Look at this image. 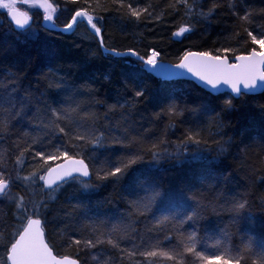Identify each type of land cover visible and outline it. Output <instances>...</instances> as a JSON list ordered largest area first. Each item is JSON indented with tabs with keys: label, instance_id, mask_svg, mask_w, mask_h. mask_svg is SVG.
I'll return each instance as SVG.
<instances>
[{
	"label": "trees",
	"instance_id": "obj_1",
	"mask_svg": "<svg viewBox=\"0 0 264 264\" xmlns=\"http://www.w3.org/2000/svg\"><path fill=\"white\" fill-rule=\"evenodd\" d=\"M49 2L57 26L82 7L101 18L108 51L147 59L155 50L171 64L188 51L233 60L260 50L247 31L264 34V0ZM7 14L0 10V173L10 180L0 198V264H9L23 207L41 219L55 255L80 264H205L187 248L196 243L202 253L199 243L219 238L248 253L241 264H264V93L215 97L191 82H163L135 59L104 53L83 22L75 34L50 32L35 11L16 31ZM181 26L191 31L178 39ZM57 124L84 139L65 136ZM63 151L86 162L91 188L74 179L44 189L38 176L65 160ZM132 157L118 177L101 178ZM151 250L155 257L140 255Z\"/></svg>",
	"mask_w": 264,
	"mask_h": 264
},
{
	"label": "snow or ice",
	"instance_id": "obj_2",
	"mask_svg": "<svg viewBox=\"0 0 264 264\" xmlns=\"http://www.w3.org/2000/svg\"><path fill=\"white\" fill-rule=\"evenodd\" d=\"M24 2L28 3L29 0H24ZM87 2L88 0H85V3ZM16 5L17 0H0V9L7 10L11 21H14L20 29H24L25 26L28 25L30 17L27 11H20ZM30 7L42 9L44 12V22L46 24L51 23L54 25V14L57 11V6H54L49 0H30ZM128 7L131 9L132 5L129 4ZM146 10L147 9H145V11ZM131 15L139 18L140 12L138 10H132ZM100 19L101 18H94L88 10L81 7L73 11V14L70 16L68 22L64 25L61 31L72 32L75 34L78 24L86 22L90 27L92 35L103 48V26L100 24ZM243 19L247 20L248 17L245 16ZM190 31L191 29L189 27L181 26L178 31L173 33V35L176 38H180L184 37L185 34ZM247 36L251 38L252 44L259 46L260 50L252 49L247 55L237 54L234 56L233 62H229L226 55H213L211 52L197 51L186 52L181 57L180 62L174 66L166 65L163 61L158 63L157 58L159 53L155 50L151 52V56L147 59L136 51H129L128 53L113 51L110 54L115 56H133L144 66L145 71L154 73L158 77L186 76L191 74L195 80L202 82L205 87H210L217 92L221 91V85H227L236 97H240L246 93L254 92L261 85H264V34L258 33L254 35L252 31H247ZM104 51H108V49L104 48ZM219 51L227 53L230 50L221 49ZM105 79H107V77H105ZM137 95H143V90L138 91ZM69 99H71V97L65 98L64 102H68ZM72 103L76 105L72 108V111L75 112L77 108H79V104L74 99H72ZM231 103V100L227 101L229 106H231ZM13 107H15V105H13ZM51 111L53 115H56V109H51ZM63 111L66 112L68 110L63 109ZM19 114V111L14 112L13 116ZM57 119H59V116H57ZM56 127L59 132L64 133L65 136H70L74 139H84L82 135L74 133L71 128L66 131L64 127H59L58 124ZM189 139L195 143L200 142L195 136H191ZM35 155L41 160L45 159V156L39 151L36 152ZM61 156L68 161L67 164L58 166L63 169L62 171L53 177V173H55L57 169L52 168L47 172V175L38 176V179L44 182V187L51 189L53 188V185L58 184V182H67L69 179H74V173L79 174L82 177H88L90 175L88 165L85 164L83 159H73L72 157H69L67 151H63ZM57 158L59 157L52 155L47 157L48 160ZM159 158H170V154H164ZM136 159H138V157H132L126 162L115 165L114 170L109 171L107 176L101 178L106 179L108 176L118 177L122 171L127 168L128 164L135 163ZM35 175L36 174L33 173V176ZM25 179H31V177H25ZM9 185L10 180L5 179L3 174L0 173V196L7 195L6 190L9 189ZM82 187L88 189L92 187V184L85 181L82 182ZM243 206V204L240 205V207ZM192 211L193 215L187 216V220L189 221L193 220L194 216L197 215L196 209H193ZM34 214L39 216L40 213L38 210H34ZM191 238L194 239V236ZM73 242L76 245L81 244L80 239H75ZM97 242L99 243L102 241ZM84 243L88 247L95 246L92 240H86ZM108 243L112 244L113 247H118V245L114 244L112 240H109ZM187 251L194 252L200 260L205 261V264H232L231 259L225 258V256L218 254L215 256H209L196 252L194 244L187 248ZM225 251L227 253V249ZM160 254L169 255L164 252H161ZM140 255L155 257L157 251H142ZM169 258L171 257L169 256ZM6 260L10 262V264H77L76 260L69 259L67 256L57 258V256L53 254L52 248L45 241L44 232L41 228V219L31 218V215L28 214L27 207H23L22 224L10 242V246L7 249Z\"/></svg>",
	"mask_w": 264,
	"mask_h": 264
},
{
	"label": "water",
	"instance_id": "obj_3",
	"mask_svg": "<svg viewBox=\"0 0 264 264\" xmlns=\"http://www.w3.org/2000/svg\"><path fill=\"white\" fill-rule=\"evenodd\" d=\"M29 1H30V0H29ZM38 9H39V8H38ZM39 11L44 15V12H43L42 9H39ZM7 16H8V19L10 20V22H11L13 28H14L16 31H21V30H23V29H20V28L15 24L14 21H11V18H10V16H9V14H7ZM29 23H30V21H29ZM29 23H28V25H29ZM83 23L87 26L88 30L91 32L90 27L86 24V22H83ZM28 25H26L25 28H27ZM25 28H24V29H25ZM42 28L45 29V30H47V31L55 32V33H62V34H71V33H72V32H63V31H61V29H62L63 27L57 26L55 23H54V25L51 24V23L46 24V23L44 22L43 19H42ZM178 39H179V38H178ZM100 47H101V46H100ZM101 49H102V51H103L104 53H106V54H108V55H111L110 53L113 52V51H104V47H103V48L101 47ZM124 53H128V52H124ZM246 55H247V54H246ZM111 56L116 57V58L130 57V58L136 60L135 57L130 56V55H123V56H115V55H111ZM228 60H229V62H233L234 59L231 60V59L228 58ZM159 62H160V60H158V63H159ZM179 62H180V61H179ZM179 62H178V63H179ZM164 63H165L166 65H170V66H174V65H175V64L166 63V62H164ZM143 68H144V66H143ZM146 72H147L149 75H151L152 77H154L155 79H158V80L163 81V82H174V81H187V82H191V83H193L194 85H196L199 89H201V90H203L204 92H206V93H208V94H210V95H212V96H215V97H216V96H220V95H229V96H231V97H233V98H235V99H239V98L241 97V96H240V97H236L235 94L232 93L231 89H230L227 85H221V91H219V92H217V91L211 89L210 87H205V85H204L202 82H199V81L195 80V79L191 76V74H188V75H186V76L158 77V76H156L154 73H151V72H148V71H146ZM263 93H264V85H261L256 91L246 93V94H244V95H242V96H259V95H262ZM73 159H80V158H73ZM84 162H85V161H84ZM67 163H68V161L65 159V160H63L62 162H60V163L54 165L53 167H51L50 169H52V168H56V169H57V171H56L55 173H53V177H55L60 171L63 170L62 168H60V167H58V166H59V165H65V164H67ZM85 164H86V162H85ZM50 169H49V170H50ZM49 170H48V171H49ZM88 170H89V173H90V175H89L88 177H82V176H80L79 174H75V173H74V179H83V180L89 181V180L91 179V172H90L89 167H88ZM48 171H47V172H48ZM47 172H46L45 175H47ZM74 179H69V180H67V182H63V181H61V182H58V184L53 185V188H51V189L46 188V187H44V189L47 190V191H53V190L57 189L58 187H60V186H62V185H64V184H66V183H68V182H70V181H72V180H74ZM43 186H44V182H43ZM9 187H10V186H9ZM6 191H8V190H6ZM1 197H3V196H0V198H1ZM41 228H42V230H43V232H44L42 221H41ZM44 238H45V241H46V243H47V240H46V237H45V232H44ZM53 254L55 255L54 251H53ZM56 256H57V255H56ZM57 258H61V256H57ZM68 258H69V259H72V260H76V261H77V264H80V262H79L77 259L72 258V257H68ZM9 264H10V262H9Z\"/></svg>",
	"mask_w": 264,
	"mask_h": 264
},
{
	"label": "rangeland",
	"instance_id": "obj_4",
	"mask_svg": "<svg viewBox=\"0 0 264 264\" xmlns=\"http://www.w3.org/2000/svg\"><path fill=\"white\" fill-rule=\"evenodd\" d=\"M16 6L20 11H27L28 15L30 17V20H31V14L35 11H39L38 8L30 7V1L28 3H26V2H24V0H17ZM0 10L8 13L7 10H5V9H0ZM57 13H58V9H57L56 13L54 14V17L57 16ZM42 19H43V14H42ZM157 60H158V58H157ZM174 197L171 199L172 201H170V205H172V203H175L176 199ZM180 203H184V202H182V200H181ZM185 203L187 204V202H185ZM181 205H185V204H181ZM220 239L221 238H219L218 240L215 239V240H209V241L204 242V243H199L200 248L198 246H197V248L204 255L215 256L218 254L221 256H225V258L231 259L232 264H241V262L244 259H246L245 257L248 256V253L244 252V250L242 248H237L236 246H234L233 244L228 242L225 238H223L225 240H220ZM193 244L195 246L197 245L196 243H193ZM226 249H227V253L225 251Z\"/></svg>",
	"mask_w": 264,
	"mask_h": 264
}]
</instances>
